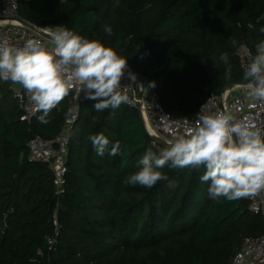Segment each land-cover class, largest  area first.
<instances>
[{
  "label": "trees",
  "instance_id": "obj_1",
  "mask_svg": "<svg viewBox=\"0 0 264 264\" xmlns=\"http://www.w3.org/2000/svg\"><path fill=\"white\" fill-rule=\"evenodd\" d=\"M19 17L114 48L165 110L188 118L228 80L244 79L237 49L255 52L264 37V0H29ZM68 97L46 122L37 112L27 123L0 80V264H231L246 237L264 233L244 198H210L203 166L166 165L168 180L151 188L125 183L149 148H164L123 104L98 112V101L80 103L57 197L52 170L30 160L27 146L58 135ZM101 133L109 140L102 156L89 140ZM117 142L119 154L109 155Z\"/></svg>",
  "mask_w": 264,
  "mask_h": 264
},
{
  "label": "clouds",
  "instance_id": "obj_2",
  "mask_svg": "<svg viewBox=\"0 0 264 264\" xmlns=\"http://www.w3.org/2000/svg\"><path fill=\"white\" fill-rule=\"evenodd\" d=\"M105 31L111 35V27ZM264 31V29H261ZM51 46L28 40L22 47L0 43V80L22 86L31 97L34 109L46 117L74 86L86 98L98 101L94 110L102 112L127 102L121 92V80L127 58L99 40H89L67 28L50 31ZM220 60L228 63L227 53ZM228 72L231 71L229 66ZM243 85L252 102L264 104V41L256 45V54L244 70ZM143 85V84H141ZM140 85V86H141ZM154 87V82L149 85ZM98 155H104L109 140L101 134L89 136ZM117 142L109 155L119 154ZM138 171L125 183L151 188L168 180L160 170L199 168L206 171L202 182H209L212 199L236 200L264 191V134L246 120H237L230 111L201 115L194 127L168 141L158 155L149 148L138 162Z\"/></svg>",
  "mask_w": 264,
  "mask_h": 264
},
{
  "label": "built area",
  "instance_id": "obj_3",
  "mask_svg": "<svg viewBox=\"0 0 264 264\" xmlns=\"http://www.w3.org/2000/svg\"><path fill=\"white\" fill-rule=\"evenodd\" d=\"M24 1L29 0H0V18L4 19L0 20V43L8 41L13 46L22 47L28 40H38L43 45L50 47L51 38L45 37L38 30L49 34L50 31H54L58 27L34 25L38 29L35 30L13 20L14 17H19V4ZM262 41H264V37L260 42ZM255 54L256 50L253 52L247 45L241 44L239 46L237 56L243 71ZM1 81L9 84L17 99L21 109L20 119L30 123L37 113L30 94L20 85L12 84L10 81ZM243 85L237 84L224 92L221 91L218 95L209 96L200 106L198 115L195 118H188L180 113L168 112L162 107L158 93L142 88L141 108L151 136L160 138L168 143L175 135L184 134L188 128L194 127L201 115L226 110L230 111L237 120L248 121L264 134V104L250 101ZM121 92L128 97L127 102L122 104L133 107L135 104L133 78L128 66L121 80ZM86 99V93L84 91L79 93L77 86H74L69 91L66 104L67 112L58 135L53 140L44 139L36 135L28 142L29 159L43 162L52 170L55 195L57 197L64 192L63 182L70 147V131L78 118L79 105ZM53 109L59 110L60 103ZM244 199L247 201L248 211L259 215L264 227V191H260L253 196L244 197ZM57 207L58 203L56 209ZM56 209L53 214L55 225H57ZM231 264H264V233L259 236L246 237L233 256Z\"/></svg>",
  "mask_w": 264,
  "mask_h": 264
},
{
  "label": "water",
  "instance_id": "obj_4",
  "mask_svg": "<svg viewBox=\"0 0 264 264\" xmlns=\"http://www.w3.org/2000/svg\"><path fill=\"white\" fill-rule=\"evenodd\" d=\"M0 20H4L2 18H0ZM14 21H17L31 29H35L38 30L34 24H32L31 22L21 18V17H14L13 18ZM42 35H44L45 37L51 38V36L48 33H44L40 30H38ZM129 68V67H128ZM129 72L133 78V88H134V95H135V104H134V108L137 110V114L138 117L145 129V131L147 132V134L151 137L152 141L159 147L165 148L167 146V142H165L164 140L157 138V137H153L150 134L147 122H146V118L144 115V112L142 111L141 108V102H140V98H141V90L143 88V86L141 85V83L139 82V80L137 79L135 72L133 70H131L129 68ZM247 82L244 79H230L226 82V84L224 85L222 92H224L227 89L232 88L233 86L237 85V84H246ZM141 85V86H140Z\"/></svg>",
  "mask_w": 264,
  "mask_h": 264
}]
</instances>
